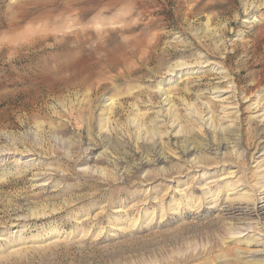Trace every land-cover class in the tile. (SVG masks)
<instances>
[{"label":"rangeland","instance_id":"rangeland-1","mask_svg":"<svg viewBox=\"0 0 264 264\" xmlns=\"http://www.w3.org/2000/svg\"><path fill=\"white\" fill-rule=\"evenodd\" d=\"M263 113L264 0H0V264H264Z\"/></svg>","mask_w":264,"mask_h":264},{"label":"bare ground","instance_id":"bare-ground-1","mask_svg":"<svg viewBox=\"0 0 264 264\" xmlns=\"http://www.w3.org/2000/svg\"><path fill=\"white\" fill-rule=\"evenodd\" d=\"M263 115H264V113H263ZM260 208H262V211H263V212L262 211L261 212L264 213V205H262V207H260Z\"/></svg>","mask_w":264,"mask_h":264}]
</instances>
